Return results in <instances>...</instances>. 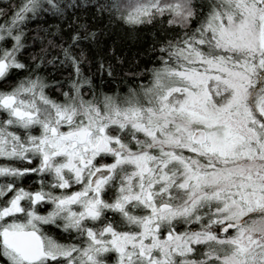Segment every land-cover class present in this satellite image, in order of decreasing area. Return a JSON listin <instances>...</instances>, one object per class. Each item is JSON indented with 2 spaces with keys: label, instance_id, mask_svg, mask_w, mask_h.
I'll use <instances>...</instances> for the list:
<instances>
[{
  "label": "snow or ice",
  "instance_id": "snow-or-ice-1",
  "mask_svg": "<svg viewBox=\"0 0 264 264\" xmlns=\"http://www.w3.org/2000/svg\"><path fill=\"white\" fill-rule=\"evenodd\" d=\"M0 264H264V0H0Z\"/></svg>",
  "mask_w": 264,
  "mask_h": 264
}]
</instances>
